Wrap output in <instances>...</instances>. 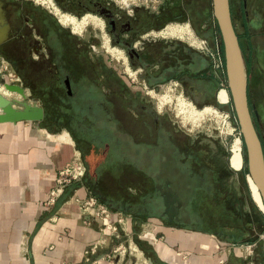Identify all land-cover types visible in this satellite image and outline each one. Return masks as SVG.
Instances as JSON below:
<instances>
[{
    "label": "flooded vegetation",
    "instance_id": "flooded-vegetation-1",
    "mask_svg": "<svg viewBox=\"0 0 264 264\" xmlns=\"http://www.w3.org/2000/svg\"><path fill=\"white\" fill-rule=\"evenodd\" d=\"M51 1L61 14L65 12L75 19L84 13L101 17L107 43L120 49L121 58L124 57L120 62L127 76L117 71L118 65L109 57L103 60L98 56L96 62H86L84 41H73L71 24L64 27L50 9L44 7L47 13H40L34 7H23L26 2L21 0H0V18L8 25L7 38L0 43V60L7 64L3 69L9 67L13 71L12 83L23 88L28 100L36 101L42 107V123L51 124L55 118L70 117L76 112L88 128L91 125L86 124V118L96 113L102 122H110L118 131L116 136H109L106 143L102 141L100 127H94L96 136L100 137L97 146L116 147L120 144L117 135L121 133L131 144L141 145L143 153L156 152V158L142 157L139 167L122 157L124 155L117 164L125 170L127 167L133 169L132 174L126 175L133 176L134 181L162 182L153 185L160 201V215L177 223L172 199L179 191L171 182L203 176L204 173L198 170L202 165L199 150L190 142L185 143L188 139L180 131L160 125L159 118L153 116L145 103H139L138 107L146 114L133 115V120H140L141 124L135 131L125 127V116L131 113L129 106L135 98L142 102L146 101L145 96L159 99L160 87L171 79L184 87L190 100L211 99V77H197L199 86L194 88L191 84L194 77L179 69L188 66L190 55L203 64L206 73L210 65L204 54L189 50L181 43V37L164 33L169 24L180 23L182 18L196 32L195 10L182 7V0H126L119 3L116 0H45ZM182 51L186 56L182 57ZM128 70L132 71L133 77L129 76ZM149 115L154 122L152 128L148 126ZM125 170L121 171L123 176H126Z\"/></svg>",
    "mask_w": 264,
    "mask_h": 264
},
{
    "label": "rangeland",
    "instance_id": "rangeland-1",
    "mask_svg": "<svg viewBox=\"0 0 264 264\" xmlns=\"http://www.w3.org/2000/svg\"><path fill=\"white\" fill-rule=\"evenodd\" d=\"M21 1L26 2V5L23 4V7H34L38 9L40 13H47L46 8L50 9L56 16V11L62 13V11H59L52 1L51 3L45 2V0ZM116 1L117 3H119V1L126 2V0ZM132 1L137 2L143 0ZM209 1L210 0H182V7H190L191 11L195 10L196 12V32H194L193 28L189 26V22L184 18L181 19L180 23H175L187 25L192 39H187V37L180 38L182 41L181 43L188 47L189 50L201 55H203L202 52H204V44L209 47L213 42V36L215 35L217 38L214 31V22L209 11ZM228 3L230 18L235 32L240 33L242 30V25L239 21L240 13L238 14L239 6H241L243 15L246 13V18L248 19V25L250 27L249 32L251 33L250 40L252 42L257 41L261 46H264V0H244L245 12L243 9V0H228ZM64 14L66 13L64 12ZM85 14L87 13H84L81 17L76 18V20H80ZM95 16L100 20L99 25L87 22L81 28H75L73 23H68L72 25L74 30L71 34L73 41L79 42L81 39L84 41L86 62H96V57L98 56H101L103 60H107L109 57L112 59L111 61L118 65L117 71L122 75L127 76L123 73L120 62L122 59L120 54L121 52L119 51L120 49L118 47L114 48L108 45L107 38L104 34V22L101 17L98 15ZM253 19H259V21L254 23ZM245 21L246 20L244 18V22ZM66 25L67 24H65L64 27H66ZM63 29L65 30L67 28ZM245 36H247V34L244 35V37ZM216 43L218 45V41H216ZM103 44L104 46L102 47L101 45ZM107 47L111 49L107 50ZM104 49H106V52ZM262 60L264 61V56ZM244 64L247 75L246 94L248 108L264 152V65L261 63L262 67L261 70H259L258 68L260 67V64L258 59L255 61L253 56H251L250 60L246 61V63L244 61ZM4 66H7L6 62L0 60V74L3 76V79L7 82H14L12 74L13 71L9 69V67H6V70H4ZM125 71L127 70L125 69ZM128 71L131 74L128 75L133 77L132 71ZM222 74H224V69H222ZM42 78L45 79V76ZM197 81L193 80L192 83L197 84ZM224 83H226V81ZM217 86H219V83L218 85L214 83V91L211 99L194 102L186 95L184 87L180 86L175 79H171L169 81L166 80L160 87L157 94H160V98L165 96L167 101L164 100L162 105L156 97L149 98L145 96V102L138 101L135 98L133 105L129 106L131 113L129 112L130 114L125 116V127L128 128V130L135 131V128L141 126L140 120L137 122L136 120H133V115H145L146 113H141L138 107L139 103H145L147 104V108L152 111L153 116L159 118L157 121L159 122L160 120V125L163 124L171 130L176 129L180 131V133L188 139L184 142H190L199 150V156L202 158V165L198 170L202 171L201 173H204L203 176H201V178L197 176L185 181L177 180L171 182L174 188L179 191L177 197L174 196L172 199L173 204L176 208H178H173V210L176 211L178 224L192 229H207L206 231L208 232H212L213 230L218 232L217 228H212H215L216 225H222L224 227L223 232L226 230V233L232 235L235 233L238 238H241L248 232L247 237H258L260 242L259 244L263 247L264 222H262L259 214L262 213L261 211L259 212L262 206L254 199L252 189L249 186V176L242 171V167H245L244 147L241 143V135L238 131V126L231 107L229 96L227 102H217L216 95L220 90L219 89L216 92ZM7 96L18 97L15 93H9ZM142 96L144 97V94H142ZM178 99H182L190 104L193 103L194 105H192L197 110L210 107L213 111L211 113H207L204 117L199 118L198 120L196 119L197 124H195V121H191V119H184L182 113L178 111ZM254 111L256 112V116L253 115ZM180 113L181 115H179ZM77 115L78 113L75 112L73 115L71 114L70 117L65 115L64 117L55 118L51 124L42 123V126H46L45 128L49 130L67 128L75 135H78V141H84L80 144V146L87 149L85 151V156L83 157V160L85 159V163L83 164L85 172L92 173L97 169V173H102L100 174L102 179L108 180L105 183L108 190L111 188V192L113 193L115 190H118L119 194L123 191L128 194L125 198L128 206L125 207L126 209H120L118 207L113 208L110 205H107L104 201L93 195L91 189L90 191L92 194L89 193L95 197L97 202L103 203L106 206L107 210L110 212V216L113 214L115 217L114 223H111V226H115L113 234H116V237L112 239L111 244L118 247L115 253L120 255L122 258V264H150L143 257L142 251L139 250V248L142 247L145 249L143 242H137L134 240L136 238H133V244H131L129 239L130 235L125 229V223L126 219L131 220L130 223H132V216L138 215H135V209L144 212L143 214L138 215L140 218H144L146 216L150 218L160 215V201L155 196L156 194L154 192L153 185L161 184L162 182L134 181L133 176L126 175L132 174L134 170H130L128 167L125 170L123 166L119 167L117 163H119L118 159L124 155L122 157H125L129 162L132 161L134 164L138 165L137 167H139L142 157L156 158V152L152 154L143 153L141 145L131 144L127 136L121 133L117 135V141H120V144L116 145V147L111 148V145L108 144H103V146L100 144V146H97L98 144H96V142L100 139V137L99 135L96 136L95 131H97V129H94V127H100L103 136V140H101L106 143H108L109 136H116L118 131L110 122H102V119L100 120V115L96 113H94L92 117L86 118V124H90L91 127L85 128L82 118ZM153 125L154 122L149 115L148 126L152 128ZM236 141L241 145L242 156V163L238 170L233 169L229 165V156L231 154L230 149ZM159 142L163 144V140H160ZM157 147H159V145ZM78 155L82 161V155ZM144 161L143 165L146 163L145 159ZM121 168L125 170L126 176L121 174ZM138 195L139 197L140 195L142 197L140 203L136 199ZM116 200L120 201L121 198H116ZM255 205H257L260 209L257 210ZM116 219H120V221L117 222ZM107 231L112 230L110 229ZM251 253L252 252H250L248 256H252L253 254Z\"/></svg>",
    "mask_w": 264,
    "mask_h": 264
},
{
    "label": "crops",
    "instance_id": "crops-1",
    "mask_svg": "<svg viewBox=\"0 0 264 264\" xmlns=\"http://www.w3.org/2000/svg\"><path fill=\"white\" fill-rule=\"evenodd\" d=\"M239 13L242 30L234 32L244 61L246 63L253 56L255 61L258 59V69L261 70L264 46L250 40L248 19L241 6ZM258 21L253 19L254 23ZM216 41L214 35L209 47L219 46ZM202 54L210 65L206 73L203 64L190 55L188 66L179 69L184 74L189 72L194 80L201 75L211 77L210 92L213 95V85H218L223 74L214 71L207 55ZM181 55L186 56V53L182 51ZM191 84L194 88L199 86ZM45 127L42 119L38 122L0 123V264H122L120 255L111 254L115 247L111 241L116 234L105 230L102 220L82 212L78 202L90 195L91 189L93 195L107 205L126 209L128 194L108 190L105 184L108 180L102 179V173H97L96 169L63 186L54 201L47 203L58 169L75 153L82 155L84 164L87 149L80 146L84 141H78V135L67 128L49 130ZM136 199L140 203L141 195ZM134 211L135 215L144 213L138 209ZM138 215L132 216V223L126 219L125 229L131 244L133 238L143 242L146 250L143 247L139 250L150 264H215L219 258L223 259V264H264V245L259 244L256 236L247 237L248 232L238 238L235 233L223 232L222 225L212 228H217L218 232H208L207 229L181 226L161 215L150 218ZM109 220L114 223L113 214ZM100 237L104 239L91 249ZM250 252L252 256H248Z\"/></svg>",
    "mask_w": 264,
    "mask_h": 264
},
{
    "label": "water",
    "instance_id": "water-1",
    "mask_svg": "<svg viewBox=\"0 0 264 264\" xmlns=\"http://www.w3.org/2000/svg\"><path fill=\"white\" fill-rule=\"evenodd\" d=\"M210 8L217 25L219 43L222 45L226 88L243 142L245 168L256 186L263 206L261 212H264V158L261 142L248 108L244 58L232 26L228 0H210ZM2 19L0 18V43L8 34V25ZM0 85L4 90L18 96L8 97L0 93V123L38 122L42 119V107L36 101L28 100L21 86L5 81L2 76ZM253 115L256 116L255 111Z\"/></svg>",
    "mask_w": 264,
    "mask_h": 264
},
{
    "label": "built area",
    "instance_id": "built-area-1",
    "mask_svg": "<svg viewBox=\"0 0 264 264\" xmlns=\"http://www.w3.org/2000/svg\"><path fill=\"white\" fill-rule=\"evenodd\" d=\"M203 50L207 55V57L209 58L213 70L219 72L221 75L223 69V63H222L223 61L220 56V51L218 49V46L214 48H210L208 46H205L204 44ZM225 81L226 80L223 74L219 80V86L217 87L216 92L222 88L226 90V83H224ZM84 173H85V168L82 161L79 158L78 153L73 154L70 160L67 161L56 172L55 184L49 190L46 202L52 203L54 199L60 194L63 186L82 179ZM78 203L80 210L82 212H85L102 220L103 228H105V230L111 229L113 231L115 229V226L114 225L111 226V223L109 222L110 212L107 210L106 206L103 203L97 202V200L93 195H88L84 199L79 200ZM116 220L117 222L120 221V219H116ZM103 239L104 237H100V239H98L93 245H91V249H95L96 246H98ZM117 249L118 247H114L111 251V254L115 253ZM215 264H223V259L219 258Z\"/></svg>",
    "mask_w": 264,
    "mask_h": 264
},
{
    "label": "bare ground",
    "instance_id": "bare-ground-1",
    "mask_svg": "<svg viewBox=\"0 0 264 264\" xmlns=\"http://www.w3.org/2000/svg\"><path fill=\"white\" fill-rule=\"evenodd\" d=\"M47 1H49V0H47ZM55 13L57 14V17L59 18L61 23H63V24L73 23L75 28H81L87 22H92L95 25H99L100 24V20L98 18H96V17L91 16V15H85L79 21H76V19L74 17H71L69 15L61 14V13H59L57 11ZM189 31L190 30H189V28L187 27L186 24H174V25H169L166 28L164 33L165 34H170V35H175V36H178V37H181V38L187 37V39L188 38L191 39ZM0 93H4L5 95H9V92L4 90L2 85H0ZM227 99H228L227 92L225 90H223V89L219 90L218 93H217V102L225 103V102H227ZM158 100H159L160 104H162L164 102V100L167 101L165 96L161 97ZM177 102H178L177 104L179 106L178 107V109H179L178 111H180L182 113V116L184 117V119H187V118L191 119V121H195V124H197L196 119L198 120L199 118L204 117L207 113H211L213 111V109L210 108V107H205V108H202L201 110H197L196 108H194V106L192 104L187 103V102H185L182 99H178ZM181 113L179 115H181ZM230 150H231V154H230V157H229V165L233 169L238 170L240 168V166H241V163H242L241 145H240V143L237 142V141L235 143H233V145H232ZM249 186L252 189V193H253L254 199L256 201H258L260 203V205L262 206V203L260 201V197H259L258 191L256 189V186H255V184L253 183V181L251 180L250 177H249ZM262 208H263V206H262Z\"/></svg>",
    "mask_w": 264,
    "mask_h": 264
},
{
    "label": "trees",
    "instance_id": "trees-1",
    "mask_svg": "<svg viewBox=\"0 0 264 264\" xmlns=\"http://www.w3.org/2000/svg\"><path fill=\"white\" fill-rule=\"evenodd\" d=\"M209 4H210V1H209ZM209 11H210V15H211V8H209ZM213 19V22H214V28H215V34L217 35V39H218V42L220 41V38H219V33H218V29H217V25H216V22H215V20H214V18H212ZM218 49H219V51H220V56H221V58H222V61H223V54H222V45H221V43H219V46H218ZM223 69H224V65H223ZM241 143H242V146H243V142H242V140H241ZM262 147V146H261ZM262 152H263V148H262ZM263 158H264V152H263ZM242 171L245 173V174H247V170H246V168L243 166L242 167ZM255 204V203H254ZM256 206V208H257V210H259V208L257 207V205H255ZM261 210H259V212H260ZM260 214V217H261V219H262V222H264V212H262V213H259Z\"/></svg>",
    "mask_w": 264,
    "mask_h": 264
}]
</instances>
